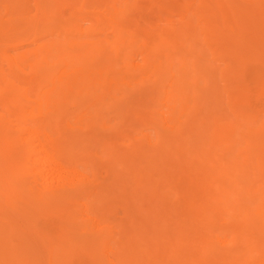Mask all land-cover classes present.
<instances>
[{
    "label": "bare ground",
    "instance_id": "bare-ground-1",
    "mask_svg": "<svg viewBox=\"0 0 264 264\" xmlns=\"http://www.w3.org/2000/svg\"><path fill=\"white\" fill-rule=\"evenodd\" d=\"M0 264H264V0H0Z\"/></svg>",
    "mask_w": 264,
    "mask_h": 264
}]
</instances>
